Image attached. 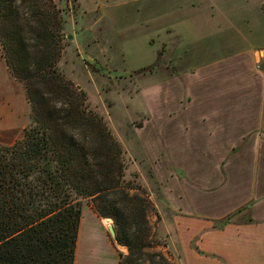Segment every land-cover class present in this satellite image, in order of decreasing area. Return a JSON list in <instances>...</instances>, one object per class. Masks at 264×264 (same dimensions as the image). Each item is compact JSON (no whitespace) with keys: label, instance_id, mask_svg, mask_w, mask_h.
Segmentation results:
<instances>
[{"label":"rangeland","instance_id":"374dc122","mask_svg":"<svg viewBox=\"0 0 264 264\" xmlns=\"http://www.w3.org/2000/svg\"><path fill=\"white\" fill-rule=\"evenodd\" d=\"M170 1L52 0L64 19L59 68L85 92L88 109L104 117L122 144V184L146 192L152 201L153 242L161 243L155 249L182 264L174 246V222L181 242L195 233L194 240L228 217L248 214L243 212L247 205L239 204L253 197V180L259 191L264 189V164L247 163L264 156V126L257 125L258 109L264 111V93L258 92L264 62L252 67L251 57L243 55L198 67L211 64L223 51L215 44L223 29L215 22L209 26L203 14L189 26L184 45L173 24L167 28L168 17L183 11ZM240 7L234 12L242 27L240 17L256 11ZM159 22L163 26L157 29ZM229 23L223 21L226 27ZM258 39L254 34L246 42L239 34L236 41L240 48L254 49L261 46ZM1 59L5 64L0 49ZM230 118L236 128L232 131L216 123ZM30 123L31 105L22 82L7 79L0 68V145L13 144ZM186 201L189 211L203 217L173 211L186 210ZM93 252L101 256V264H112L107 244L94 231L80 248L79 264H93Z\"/></svg>","mask_w":264,"mask_h":264},{"label":"trees","instance_id":"16d2710c","mask_svg":"<svg viewBox=\"0 0 264 264\" xmlns=\"http://www.w3.org/2000/svg\"><path fill=\"white\" fill-rule=\"evenodd\" d=\"M63 29L52 0H0L1 55L31 105L22 136L0 145V264H75L90 203L113 219L121 264H176L155 249L146 192L122 184V144L59 68Z\"/></svg>","mask_w":264,"mask_h":264},{"label":"crops","instance_id":"0c3cea01","mask_svg":"<svg viewBox=\"0 0 264 264\" xmlns=\"http://www.w3.org/2000/svg\"><path fill=\"white\" fill-rule=\"evenodd\" d=\"M170 2H177L178 6H180V9H183V11L177 18L168 17L166 23L167 28L171 27V24H173V27H175V33L179 34V37H181V39L183 40L184 45L188 44L189 37L191 35V29L189 28V26L191 27V24L196 22L195 19L197 17L200 18L203 14V17L205 18H202V20L208 21L209 26L211 23L215 22L221 29H223V31L219 34V37L221 39L215 40V44H220V50L223 51L220 55L213 59L211 64L198 67L207 68L211 65H217L221 62L223 63L224 61H229L230 58L233 61L236 56L240 57L243 55L251 57V59L249 58V62H251L252 67H254L255 64L264 62V0H171ZM202 2H204V4ZM235 6L239 7L238 10L241 9L240 6L245 7L247 11L254 9L256 13L249 14V16L247 14L245 16H241V27L237 24L238 19L235 16L234 12V10H236ZM177 7L175 6V8ZM217 7H220V9L218 10ZM230 7L232 8V10L229 12L228 8ZM206 10H209L212 15L209 16V12H206ZM215 15H217V18H215ZM179 20H183L187 23L178 25V23L175 22ZM226 20L230 22L229 26L227 27L223 24V21L227 22ZM174 23L177 25H175ZM156 24L157 29L163 26L162 22ZM242 28L245 29L242 30ZM204 31V34L208 32L207 29ZM239 34L240 36H243V39L246 40V42L251 41L250 37L252 38L255 34L256 38L260 39L261 46L254 49H248L245 46V48H240L239 45H237L236 41V38L239 37ZM224 36H226V38H224ZM205 42L207 46L210 44H214V42ZM226 52H228V54H226ZM0 68L4 70L7 79L11 81L14 80V77L12 76L6 63L4 64L2 59L0 61ZM258 81L260 82L258 92L262 91L261 94L263 95L264 74L263 76L258 75ZM250 95L254 96L255 94L254 92H252ZM258 110L262 113L261 117L257 118V125L263 124L264 126V117H262L264 116V111H262L261 108H259ZM216 123L217 125L222 124L221 127H226V129L228 130L227 132L236 129L233 127L234 124L231 118L229 122L218 119ZM254 162L256 163L255 165H258L260 163L264 164V156H262L261 158H254L252 161L247 160L248 164L250 163L253 165ZM232 172L235 174V176H238L239 174V171L235 173L233 168ZM256 180L257 179L253 180L252 184V186H254L253 192L251 193H254L253 197L249 200H247V198V201H245V203H243L244 201H242L239 204L240 207L247 205V209L243 211L244 213H248L246 216L238 213V215L231 218V220L224 226H220L218 227V229L217 227H213L210 229L206 228L205 230H203V232L200 233L201 236L199 238L196 237V239L193 240V237L195 235L194 233L191 237L188 238L187 241L183 242H181L176 222H174L173 225L174 229L176 230L177 238V244L174 243V246L180 256L182 264H264V210L259 207L264 204V189L262 191L258 190V187L255 184ZM223 185L224 184H221V186ZM262 185L264 186V184ZM201 190L203 191V189ZM187 204L188 203L186 201L185 208L189 211V207L187 206ZM172 209L174 212H181V216L184 215L186 217L192 218L203 217V215L192 213L191 211H180V208L176 209L174 207ZM110 223V219L98 216V214L90 204L84 205L80 221L78 245L81 243V248L84 245H87L91 240V233L94 231L107 244L111 263L121 264L119 252L122 251V253L125 254L127 253V248L123 245L119 247V244L116 243V241L112 238L109 230ZM92 254H94L96 258V260L92 263L101 264V256L95 254L94 252ZM76 258L77 252L75 257V264H77Z\"/></svg>","mask_w":264,"mask_h":264},{"label":"water","instance_id":"95a60500","mask_svg":"<svg viewBox=\"0 0 264 264\" xmlns=\"http://www.w3.org/2000/svg\"><path fill=\"white\" fill-rule=\"evenodd\" d=\"M182 173H183V172H182ZM109 230H110V234H111L112 238H113L116 242H118V240H117V234H116V229H115V225H114V223H110V225H109Z\"/></svg>","mask_w":264,"mask_h":264},{"label":"bare ground","instance_id":"6f19581e","mask_svg":"<svg viewBox=\"0 0 264 264\" xmlns=\"http://www.w3.org/2000/svg\"><path fill=\"white\" fill-rule=\"evenodd\" d=\"M80 248H81V243L79 245H77V264H79V260H80Z\"/></svg>","mask_w":264,"mask_h":264}]
</instances>
